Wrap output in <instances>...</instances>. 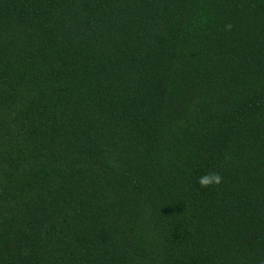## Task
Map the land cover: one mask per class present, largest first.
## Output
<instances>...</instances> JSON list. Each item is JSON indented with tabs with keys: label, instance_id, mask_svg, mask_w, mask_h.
<instances>
[{
	"label": "trees",
	"instance_id": "1",
	"mask_svg": "<svg viewBox=\"0 0 264 264\" xmlns=\"http://www.w3.org/2000/svg\"><path fill=\"white\" fill-rule=\"evenodd\" d=\"M0 264H264V0H0Z\"/></svg>",
	"mask_w": 264,
	"mask_h": 264
},
{
	"label": "clouds",
	"instance_id": "2",
	"mask_svg": "<svg viewBox=\"0 0 264 264\" xmlns=\"http://www.w3.org/2000/svg\"><path fill=\"white\" fill-rule=\"evenodd\" d=\"M225 28L231 30L232 25L226 24ZM223 182V177L217 172H209L199 178L198 183L202 188L219 186Z\"/></svg>",
	"mask_w": 264,
	"mask_h": 264
}]
</instances>
